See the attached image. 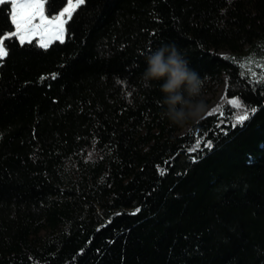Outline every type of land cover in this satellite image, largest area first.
Returning a JSON list of instances; mask_svg holds the SVG:
<instances>
[{
  "label": "trees",
  "instance_id": "1",
  "mask_svg": "<svg viewBox=\"0 0 264 264\" xmlns=\"http://www.w3.org/2000/svg\"><path fill=\"white\" fill-rule=\"evenodd\" d=\"M66 28L0 61V264H264V84L228 59H264V0H86ZM164 45L255 114L181 131L141 79Z\"/></svg>",
  "mask_w": 264,
  "mask_h": 264
},
{
  "label": "snow or ice",
  "instance_id": "2",
  "mask_svg": "<svg viewBox=\"0 0 264 264\" xmlns=\"http://www.w3.org/2000/svg\"><path fill=\"white\" fill-rule=\"evenodd\" d=\"M8 3L11 11L8 13L11 23L13 24V31L11 33H0V61L9 55L10 44L13 40L17 41L21 46L25 44H33L35 38L38 36L39 40L36 41L37 46L47 48L49 43L54 38L63 42L62 37L67 33H71L66 28L69 22L73 20V14L77 12L82 6L85 5L86 0H65L64 6L55 11L51 8V0H0V5ZM46 5L49 6V14L46 15ZM9 44H5V40ZM233 63H239L242 71L241 75L253 76L252 64L257 63L264 68V61H256L254 56L242 58L237 61L236 58H228ZM254 83L264 84V70L256 76ZM225 104L231 105L235 108V112L228 117L231 121V126L234 128L237 125L243 126L245 121L250 118V114L254 115L255 108L243 104L238 98L228 99L226 96L222 98L221 103L207 113L208 116L214 113H219L220 118L224 116ZM223 119H221V123ZM200 143L197 142L193 148L194 150L200 149ZM204 145L211 149L213 147L212 141H203ZM163 174V170L161 172Z\"/></svg>",
  "mask_w": 264,
  "mask_h": 264
},
{
  "label": "clouds",
  "instance_id": "3",
  "mask_svg": "<svg viewBox=\"0 0 264 264\" xmlns=\"http://www.w3.org/2000/svg\"><path fill=\"white\" fill-rule=\"evenodd\" d=\"M146 63L141 79L149 85L162 82L164 117L177 126L202 118L207 109L203 98L205 80L176 46H161L147 57Z\"/></svg>",
  "mask_w": 264,
  "mask_h": 264
},
{
  "label": "rangeland",
  "instance_id": "4",
  "mask_svg": "<svg viewBox=\"0 0 264 264\" xmlns=\"http://www.w3.org/2000/svg\"><path fill=\"white\" fill-rule=\"evenodd\" d=\"M45 14L48 15L46 12H45ZM65 36H66V34H65ZM65 36L62 37V39H64ZM36 38H38V40H39L38 36ZM54 40L55 39L53 38L51 40V42H53ZM217 52L222 54V55L229 54V50L225 49V48L218 49ZM255 60L256 61H264V59L263 60L255 59ZM252 70H253L254 76H258L260 74V72L262 70H264V68H262L257 63H253L252 64ZM226 81H227L226 75H223L222 79L218 83H216L215 85H213V87L209 88L208 90H206L203 93V98L205 100V103L207 104V109H206V112L203 114V116L207 115V113L209 111L216 108L221 103L222 98H224L225 93H226ZM187 127H188L187 125L183 126L181 131H185L187 129Z\"/></svg>",
  "mask_w": 264,
  "mask_h": 264
}]
</instances>
